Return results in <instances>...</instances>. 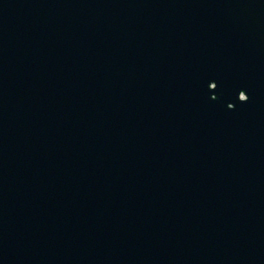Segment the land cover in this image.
<instances>
[{
    "label": "water",
    "instance_id": "95a60500",
    "mask_svg": "<svg viewBox=\"0 0 264 264\" xmlns=\"http://www.w3.org/2000/svg\"><path fill=\"white\" fill-rule=\"evenodd\" d=\"M0 264H264V0H0Z\"/></svg>",
    "mask_w": 264,
    "mask_h": 264
},
{
    "label": "snow or ice",
    "instance_id": "6c2138e0",
    "mask_svg": "<svg viewBox=\"0 0 264 264\" xmlns=\"http://www.w3.org/2000/svg\"><path fill=\"white\" fill-rule=\"evenodd\" d=\"M216 87H217V85H216V84H214V86H213V89H214V88H216ZM213 99H215V97H213ZM248 99H249V97H248V96H245V97H244V101H247ZM231 108H232V107H231Z\"/></svg>",
    "mask_w": 264,
    "mask_h": 264
}]
</instances>
